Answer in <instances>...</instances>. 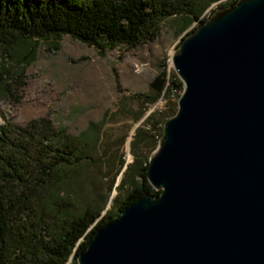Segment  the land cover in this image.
I'll return each mask as SVG.
<instances>
[{"label":"water","instance_id":"1","mask_svg":"<svg viewBox=\"0 0 264 264\" xmlns=\"http://www.w3.org/2000/svg\"><path fill=\"white\" fill-rule=\"evenodd\" d=\"M182 92L142 194L77 264H264V0L211 12L171 55Z\"/></svg>","mask_w":264,"mask_h":264},{"label":"rangeland","instance_id":"2","mask_svg":"<svg viewBox=\"0 0 264 264\" xmlns=\"http://www.w3.org/2000/svg\"><path fill=\"white\" fill-rule=\"evenodd\" d=\"M230 1H211L200 18H207ZM178 20L164 18L155 35L135 46L122 43L105 51L68 35L58 41L49 38L36 45L22 44L15 52L0 44V82L5 74H13L8 80L12 92L0 89V124L25 125L46 118L68 135L91 129V135H86L85 157L64 169L63 177L43 202L44 217L53 224L68 221L85 208L99 213L96 221L113 214L140 181L136 171L155 147L137 132L152 129L153 122L151 133L156 135L163 121L175 113L182 86L168 85L170 81L181 82L171 55L182 36L198 25L193 20L179 32ZM6 52L12 58L6 57ZM22 55L29 57L28 62L18 64ZM161 72L165 73L167 89L156 95L150 82ZM15 78L21 80L20 85L13 84ZM169 89L173 95H168ZM149 117L152 122L146 123ZM133 165L135 170L129 172Z\"/></svg>","mask_w":264,"mask_h":264},{"label":"trees","instance_id":"3","mask_svg":"<svg viewBox=\"0 0 264 264\" xmlns=\"http://www.w3.org/2000/svg\"><path fill=\"white\" fill-rule=\"evenodd\" d=\"M211 1L214 0H0V44L15 52V47L22 44L36 45L49 38L58 41L68 35L100 51L122 43L135 46L155 35L164 18L178 17L179 32L193 20L198 25L203 23L206 18H200V14ZM5 56L11 57L8 52ZM24 56L18 64L28 62L29 57ZM12 76L5 74L0 82L4 93L12 92L8 81ZM166 82L161 72L150 87L158 95L167 89ZM13 84L20 85L21 80L15 78ZM169 84L174 88L182 86L179 81ZM151 122L149 117L146 123ZM162 125L156 135L151 133L153 122L152 129L138 130L137 135L156 147ZM90 133L89 127L81 135H68L46 118L33 119L25 125L8 121L0 124V264H77V255L87 248L98 228L118 218L121 210L142 194H158L145 176L148 161L144 165L137 161L140 181L126 193L115 213L96 221L99 213L85 208L60 224L45 218L43 202L63 177L64 169L83 160L86 135ZM132 170L135 165L129 172Z\"/></svg>","mask_w":264,"mask_h":264},{"label":"built area","instance_id":"4","mask_svg":"<svg viewBox=\"0 0 264 264\" xmlns=\"http://www.w3.org/2000/svg\"><path fill=\"white\" fill-rule=\"evenodd\" d=\"M172 94V93H171ZM173 95V94H172Z\"/></svg>","mask_w":264,"mask_h":264}]
</instances>
